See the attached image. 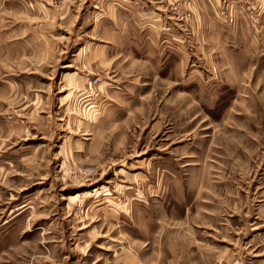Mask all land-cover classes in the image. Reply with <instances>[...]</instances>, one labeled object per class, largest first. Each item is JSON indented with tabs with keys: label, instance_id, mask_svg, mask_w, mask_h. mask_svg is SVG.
<instances>
[{
	"label": "rangeland",
	"instance_id": "374dc122",
	"mask_svg": "<svg viewBox=\"0 0 264 264\" xmlns=\"http://www.w3.org/2000/svg\"><path fill=\"white\" fill-rule=\"evenodd\" d=\"M0 264H264L263 0H0Z\"/></svg>",
	"mask_w": 264,
	"mask_h": 264
},
{
	"label": "bare ground",
	"instance_id": "6f19581e",
	"mask_svg": "<svg viewBox=\"0 0 264 264\" xmlns=\"http://www.w3.org/2000/svg\"><path fill=\"white\" fill-rule=\"evenodd\" d=\"M76 198H78V196L70 198V202H73Z\"/></svg>",
	"mask_w": 264,
	"mask_h": 264
},
{
	"label": "built area",
	"instance_id": "2783aa9c",
	"mask_svg": "<svg viewBox=\"0 0 264 264\" xmlns=\"http://www.w3.org/2000/svg\"><path fill=\"white\" fill-rule=\"evenodd\" d=\"M98 81V79L95 80L94 84H96ZM81 174H84L85 172L84 171H80Z\"/></svg>",
	"mask_w": 264,
	"mask_h": 264
},
{
	"label": "crops",
	"instance_id": "0c3cea01",
	"mask_svg": "<svg viewBox=\"0 0 264 264\" xmlns=\"http://www.w3.org/2000/svg\"><path fill=\"white\" fill-rule=\"evenodd\" d=\"M263 6H264V0H263Z\"/></svg>",
	"mask_w": 264,
	"mask_h": 264
}]
</instances>
